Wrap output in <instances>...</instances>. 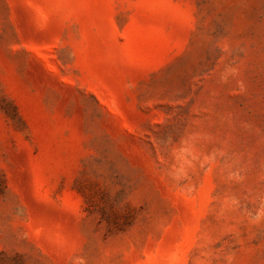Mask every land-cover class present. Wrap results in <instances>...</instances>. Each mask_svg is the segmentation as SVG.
<instances>
[{"label":"rangeland","instance_id":"1","mask_svg":"<svg viewBox=\"0 0 264 264\" xmlns=\"http://www.w3.org/2000/svg\"><path fill=\"white\" fill-rule=\"evenodd\" d=\"M0 264H264V0H0Z\"/></svg>","mask_w":264,"mask_h":264}]
</instances>
